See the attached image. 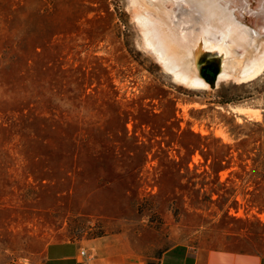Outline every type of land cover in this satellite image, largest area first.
<instances>
[{
  "label": "rangeland",
  "instance_id": "obj_1",
  "mask_svg": "<svg viewBox=\"0 0 264 264\" xmlns=\"http://www.w3.org/2000/svg\"><path fill=\"white\" fill-rule=\"evenodd\" d=\"M218 51L201 49L198 75L217 74L192 89L130 0H0V264L66 241L264 252V69L219 81Z\"/></svg>",
  "mask_w": 264,
  "mask_h": 264
},
{
  "label": "bare ground",
  "instance_id": "obj_2",
  "mask_svg": "<svg viewBox=\"0 0 264 264\" xmlns=\"http://www.w3.org/2000/svg\"><path fill=\"white\" fill-rule=\"evenodd\" d=\"M130 3L145 46L163 69L188 88L208 87L197 74V61L201 49L209 44L221 53L219 81L247 82L264 69V0H255L258 7L254 11L258 16L252 28L244 26L234 10L243 7L233 0H130Z\"/></svg>",
  "mask_w": 264,
  "mask_h": 264
},
{
  "label": "crops",
  "instance_id": "obj_3",
  "mask_svg": "<svg viewBox=\"0 0 264 264\" xmlns=\"http://www.w3.org/2000/svg\"><path fill=\"white\" fill-rule=\"evenodd\" d=\"M85 255L82 256L81 252ZM43 264H264V252L245 251L230 246L194 248L175 244L157 257L138 258L114 254L95 241H66L48 244L43 251Z\"/></svg>",
  "mask_w": 264,
  "mask_h": 264
},
{
  "label": "water",
  "instance_id": "obj_4",
  "mask_svg": "<svg viewBox=\"0 0 264 264\" xmlns=\"http://www.w3.org/2000/svg\"><path fill=\"white\" fill-rule=\"evenodd\" d=\"M233 1H234V3L237 2L236 4H240L239 7H243V9H239V10L237 9V7H234L235 8L234 10L236 11V13L238 11L237 15H239L240 20L243 22V24L244 25L247 24L251 28L252 23H253V18H255L256 16H258V14H256V12L254 10L253 11L250 10V6L252 5L253 2H255V0H233ZM255 23H256V18H255ZM212 55L215 56V55H217V53H214ZM212 55L209 54V53H207L206 56H212ZM199 64H200V60L197 62V74H198V71H199ZM221 70H222V63H221L220 72H221ZM220 72L218 73L217 78H218ZM202 80H204V79H202Z\"/></svg>",
  "mask_w": 264,
  "mask_h": 264
},
{
  "label": "trees",
  "instance_id": "obj_5",
  "mask_svg": "<svg viewBox=\"0 0 264 264\" xmlns=\"http://www.w3.org/2000/svg\"><path fill=\"white\" fill-rule=\"evenodd\" d=\"M200 74H201V77H203L209 84L212 85V82L209 81L208 76L210 75L211 78L214 79L217 74V68L214 69L212 66H208V64L206 63L203 66H201Z\"/></svg>",
  "mask_w": 264,
  "mask_h": 264
},
{
  "label": "built area",
  "instance_id": "obj_6",
  "mask_svg": "<svg viewBox=\"0 0 264 264\" xmlns=\"http://www.w3.org/2000/svg\"><path fill=\"white\" fill-rule=\"evenodd\" d=\"M81 255H82V256H84V255H85V252H84V251H82V252H81ZM78 264H84V262H83V261H81V262H79Z\"/></svg>",
  "mask_w": 264,
  "mask_h": 264
}]
</instances>
